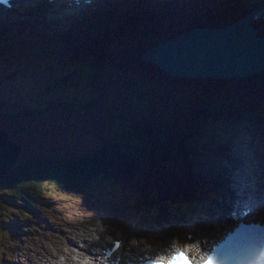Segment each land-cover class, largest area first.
Instances as JSON below:
<instances>
[{
  "label": "trees",
  "instance_id": "1",
  "mask_svg": "<svg viewBox=\"0 0 264 264\" xmlns=\"http://www.w3.org/2000/svg\"><path fill=\"white\" fill-rule=\"evenodd\" d=\"M243 1L207 0L173 19H168L173 14H127L113 23L76 31L67 36L68 44L37 55L45 56L37 59L48 64L49 72L63 73L52 88H62L71 76L86 78L93 87L84 99L87 115L74 119L64 113L69 100L56 98L44 106L21 102L24 107L18 110L17 101L7 98L0 103V126L12 130L14 139L42 121L39 130L79 127L98 143L72 155L18 158L0 182L5 190L0 201L12 197V207L25 213L20 231L29 234L46 223L40 198L47 191L80 195L94 184L112 185L143 217L167 204H189L203 185L196 175L192 143L199 129L213 122L239 119L264 143V71L227 80L174 78L141 56L152 44L194 26L220 28L240 19L250 10ZM262 20L254 23L260 35ZM113 95L119 98L113 100ZM28 220L31 226H25Z\"/></svg>",
  "mask_w": 264,
  "mask_h": 264
},
{
  "label": "rangeland",
  "instance_id": "2",
  "mask_svg": "<svg viewBox=\"0 0 264 264\" xmlns=\"http://www.w3.org/2000/svg\"><path fill=\"white\" fill-rule=\"evenodd\" d=\"M245 2L251 5L252 8L260 5L255 0H245ZM254 21L256 20L251 21V23ZM260 22H264V19ZM47 29L49 34L57 30L60 31L58 26L54 27L48 24ZM7 35L10 36V33H7ZM175 38L165 39L163 42ZM161 42L162 40L157 43ZM154 45L156 43L151 46ZM0 62H2L1 59ZM18 62L23 67L18 72L9 70L6 66V72L4 68H0V100L10 98L17 102L21 101L39 106L46 105L44 103L49 100L55 101L56 98L64 101L69 100L70 102L65 108L67 111L63 112H68L74 119L85 118L84 116L87 114L85 112L86 104L84 99L90 95L92 90L89 89L93 88L85 83L86 78L71 76L65 84L61 85L62 88L55 89L54 87L52 88L54 79L63 75L59 69H55L54 73L49 72L50 70L47 69L48 64H42L39 60L33 58ZM9 63H13V61ZM118 98V95H113L112 97L113 100ZM114 124L118 125L115 122ZM42 126L43 121L36 124L32 129L22 130V134L15 137V139L11 135L12 139L22 146V154L27 157L34 158L38 155L48 154L57 156L72 155L87 151L98 143L93 135L84 132L79 127L71 129H68V127L53 128L52 131L39 130ZM6 129L8 132L12 131L8 128ZM35 131L37 133H34ZM253 132H255L254 128L246 125L243 121H239V119L234 120L233 123L219 121L201 129L199 135L195 137V141L192 143L197 158L199 175L207 182L206 185L210 189L209 192L216 195L217 190H220L217 196L224 200V204L227 203V200L224 199V195H221L222 188L220 189L219 184V181H221L219 175L221 173H224L228 178L229 173L243 172L249 166L251 170L253 169L260 176L262 175V186L264 187V155L261 154L260 143ZM215 148H222V155L226 158L220 159V157L211 155L210 150ZM232 190H234V185ZM119 192V189H113L112 185L100 186L95 184L85 194L80 195L57 196L53 192H45L44 194L47 193V195L41 199L42 205H40V209L42 211V208L47 210V223L36 227L33 233L29 235L30 241L24 244L26 237H21L20 233L15 232L13 229L15 228L14 225L8 219L10 214L21 216L14 211L10 204L14 200L12 197L11 199H6L8 204L0 201V205L4 206L0 208V249H2L0 251V264H10L11 260L27 262L28 257H26V254L28 252L30 255H37L39 260L41 256L43 258L51 257V259L53 258L60 264L61 261L58 260L57 251L68 250L66 239H77L75 244L81 243L79 237L87 234L88 229L92 228L91 224L103 223L106 226L105 232H113L116 229L119 231L121 225L126 227L127 224L132 223L130 221L132 220V212L129 209L131 204L126 203L125 198L119 196ZM0 193H5L3 187H0ZM205 194H202L203 200L197 202L195 207L205 208L211 214L213 211H221L222 209L217 208V205L223 203V200L222 202L217 200L214 203L216 199L212 200ZM45 199H48V201ZM6 207L9 209H6ZM178 210L176 209V211ZM44 212L46 213V211ZM48 212L55 213L51 214ZM180 213H182V210ZM173 214H167L166 216H172ZM166 216L164 212L160 211L153 217L154 222H161ZM145 221L149 226L153 224L148 222L150 219H145ZM178 223L183 224L181 221ZM204 223V221L200 222V224ZM48 224H55V226L57 225V227L64 229L66 232H72L65 236L60 234L53 236L48 231ZM129 227V240L134 241L137 238L138 242L141 241L143 239L141 235L145 232L144 228L138 227L137 223H133ZM133 231L134 235H131ZM171 233L174 232L172 231ZM36 242H38V245ZM71 247L75 248V246ZM68 255L70 256L71 253ZM40 262L43 264V261L40 260Z\"/></svg>",
  "mask_w": 264,
  "mask_h": 264
},
{
  "label": "water",
  "instance_id": "3",
  "mask_svg": "<svg viewBox=\"0 0 264 264\" xmlns=\"http://www.w3.org/2000/svg\"><path fill=\"white\" fill-rule=\"evenodd\" d=\"M263 5L223 28L187 30L175 39L152 46L142 59L175 78L246 77L262 72L264 35L257 34L251 21L264 16ZM258 141L264 149L263 141ZM21 153L22 146L0 127V180L11 172ZM260 218L264 220V214Z\"/></svg>",
  "mask_w": 264,
  "mask_h": 264
},
{
  "label": "snow or ice",
  "instance_id": "4",
  "mask_svg": "<svg viewBox=\"0 0 264 264\" xmlns=\"http://www.w3.org/2000/svg\"><path fill=\"white\" fill-rule=\"evenodd\" d=\"M45 187H47V185H45ZM53 187H55V185H53ZM0 251H2V249H0ZM164 260L168 261L169 264H175L176 261H183V264H193L188 251L183 249L175 251L171 256L154 261L152 264H161V261ZM82 264H91V261L85 259L82 261ZM200 264H222V261L219 260L214 254L210 253L201 259ZM237 264H264V237L260 238L259 246L255 250V254L252 255L247 261H239Z\"/></svg>",
  "mask_w": 264,
  "mask_h": 264
},
{
  "label": "bare ground",
  "instance_id": "5",
  "mask_svg": "<svg viewBox=\"0 0 264 264\" xmlns=\"http://www.w3.org/2000/svg\"><path fill=\"white\" fill-rule=\"evenodd\" d=\"M106 1V3H104L103 4V2L102 1H100V0H97V1H95L94 3H93V6H90V7H88L87 9H86V11H87V13H90V14H92V15H94V14H96L99 10H101V9H103V6L104 7H108V6H110V5H112V3L115 1V0H105ZM179 2H183L182 0H178ZM256 2H257V4H261V3H263L264 2V0H255ZM264 4V3H263ZM263 8H264V5H263ZM174 17H170V18H168V19H173ZM61 20H59V21H56L55 22V25H57L59 22H60ZM238 78H242V77H238ZM228 120V119H227ZM237 160V159H236ZM241 168V167H240ZM256 173V172H255ZM262 176V175H261ZM227 180L224 182L225 184H227ZM94 226H95V230H96V232L98 231V232H100V231H102L103 230V228L102 227H105V225L104 224H102V227H101V224L100 223H95L94 224ZM49 227H51V225L49 226ZM178 232V234H179V231H177ZM66 233V232H65ZM131 235H134V231L131 233ZM181 236H182V233L180 234ZM177 238L179 237V235H177L176 236ZM84 239H83V241L84 242H87V243H90L91 242V240L90 239H87L86 237H83ZM66 241L67 242H69V243H74L75 242V239H73V238H67L66 239ZM126 243L128 244V245H132V244H135L134 242H133V240H127L126 241ZM200 244L203 246L204 245V243L203 242H200ZM189 246H192V242H190L189 243ZM70 253V252H69Z\"/></svg>",
  "mask_w": 264,
  "mask_h": 264
},
{
  "label": "clouds",
  "instance_id": "6",
  "mask_svg": "<svg viewBox=\"0 0 264 264\" xmlns=\"http://www.w3.org/2000/svg\"><path fill=\"white\" fill-rule=\"evenodd\" d=\"M8 134H9V132H8ZM10 136V135H9ZM11 137V136H10Z\"/></svg>",
  "mask_w": 264,
  "mask_h": 264
}]
</instances>
